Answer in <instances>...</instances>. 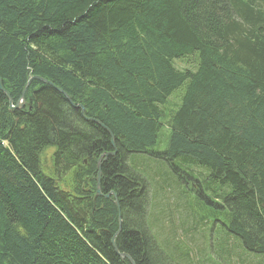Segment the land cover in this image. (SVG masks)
I'll list each match as a JSON object with an SVG mask.
<instances>
[{"label":"trees","instance_id":"obj_1","mask_svg":"<svg viewBox=\"0 0 264 264\" xmlns=\"http://www.w3.org/2000/svg\"><path fill=\"white\" fill-rule=\"evenodd\" d=\"M0 83V264H168L137 154L264 260V0H0Z\"/></svg>","mask_w":264,"mask_h":264},{"label":"rangeland","instance_id":"obj_2","mask_svg":"<svg viewBox=\"0 0 264 264\" xmlns=\"http://www.w3.org/2000/svg\"><path fill=\"white\" fill-rule=\"evenodd\" d=\"M175 65L179 68L186 66L180 60H176ZM0 89H5L1 83ZM176 94L170 97V103L175 100ZM160 146H164V141ZM53 151L48 149L42 156V161L43 158L48 161ZM109 154L106 157L113 155ZM129 162L130 165H135L136 168L131 165L135 171H141L146 182L142 190L145 204H142L141 212L135 218L144 216L146 206V219L141 229L147 232L148 225V231L157 241L156 247L168 253L160 255L164 261L168 260V264H264L263 257H247L253 254L243 250L244 254L233 236L224 232L223 235L219 231L217 227L221 226L222 218L216 219V215L212 216L213 213L206 206L197 202L196 195L191 191V187L196 188L193 182H189L186 187L183 181L172 175L165 163L144 154L131 156ZM99 177L100 173L96 179ZM106 196L117 198L113 191L108 192ZM126 211L124 214H127ZM118 233H115L116 236ZM183 253L186 254L185 257ZM165 254L169 257L166 258Z\"/></svg>","mask_w":264,"mask_h":264},{"label":"water","instance_id":"obj_3","mask_svg":"<svg viewBox=\"0 0 264 264\" xmlns=\"http://www.w3.org/2000/svg\"><path fill=\"white\" fill-rule=\"evenodd\" d=\"M42 82L46 83V81L44 80H41ZM7 94V93H6ZM23 105V102H22V99L20 101H18V103L15 105V106H12V108L16 109L18 107H21ZM76 107H79V106H76ZM82 110H83V107L81 106ZM107 155V154H106ZM110 155V154H108ZM98 168L100 167V163H98ZM97 194L99 195V185L97 184ZM120 257L124 258V257H127L126 255L124 254H120ZM130 260V259H129Z\"/></svg>","mask_w":264,"mask_h":264},{"label":"bare ground","instance_id":"obj_4","mask_svg":"<svg viewBox=\"0 0 264 264\" xmlns=\"http://www.w3.org/2000/svg\"><path fill=\"white\" fill-rule=\"evenodd\" d=\"M53 26V25H52ZM27 36V35H26ZM43 80V79H42ZM23 102V101H22ZM9 103H10V106L12 107V104H11V101H9ZM23 106V105H22ZM21 106V107H22ZM18 108H20V107H18ZM97 184L99 185V178L97 179ZM112 244H114V240H112ZM116 252H118L117 250H116ZM119 254V257H120V254H123V253H118ZM124 255H126V254H124ZM120 258H122V257H120ZM124 258H126V257H124ZM123 259V258H122Z\"/></svg>","mask_w":264,"mask_h":264}]
</instances>
